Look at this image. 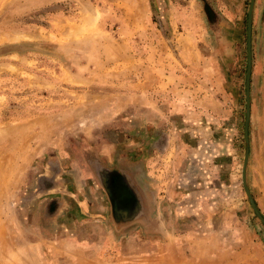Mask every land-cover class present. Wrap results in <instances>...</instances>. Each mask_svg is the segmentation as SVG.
Here are the masks:
<instances>
[{
	"label": "rangeland",
	"instance_id": "374dc122",
	"mask_svg": "<svg viewBox=\"0 0 264 264\" xmlns=\"http://www.w3.org/2000/svg\"><path fill=\"white\" fill-rule=\"evenodd\" d=\"M247 6L0 0V264H185L191 245L216 264H264L240 182ZM250 56L245 181L264 218L249 166L264 127V0ZM213 75L222 105L201 133L181 103ZM104 171H118L107 189Z\"/></svg>",
	"mask_w": 264,
	"mask_h": 264
},
{
	"label": "crops",
	"instance_id": "0c3cea01",
	"mask_svg": "<svg viewBox=\"0 0 264 264\" xmlns=\"http://www.w3.org/2000/svg\"><path fill=\"white\" fill-rule=\"evenodd\" d=\"M211 75L212 74H208ZM206 82L209 83V88L211 90H204V89H199L200 91L198 92V88H194L192 91H186L183 100V103H181V109L183 111L186 112V114L188 115H192L194 114L195 116V122L198 121V124H196V130H198L199 132L203 133L205 126L208 124H205V121H207L209 118L213 119L212 121H214L216 123V121L218 120L217 117H215V115L219 114V108L221 107V102L219 101L220 95L219 93H217L218 96L215 95V91L216 89H219V86L221 85L220 80L218 78V75H213V78L210 77H206L205 78ZM204 86V84H203ZM215 87V88H214ZM204 90V91H203ZM203 91V93H202ZM213 123V122H212ZM213 126V125H212ZM188 128V127H186ZM261 127L258 126L256 127V133H257V139L254 140V142L252 141V137L250 138V147H249V163H250V177L253 178H261V181H257L256 182V190L257 191H261V193L264 192V189L262 190L260 185H263L264 188V127H262V129H260ZM202 138H204V136H202ZM118 172V171H116ZM115 171H112L109 173V171H104V175L102 176V174L100 175L99 173H97V176L99 178V182L101 183L102 187L104 188H109L108 184H109V180H110V174H114L116 175ZM258 178V179H259ZM58 185H54V188L52 189L53 192H58L60 189H57ZM250 186V185H249ZM250 191L252 192V189H250ZM108 193V192H107ZM109 194V193H108ZM109 197V195H108ZM77 208L79 209V211H81L82 213H84L87 210V202L86 200H83L81 198L77 199ZM127 206H130V210L131 212L136 208L135 204H134V200L133 198L130 199L128 202H126ZM110 207H113L110 204ZM114 210V209H113ZM129 210V211H130ZM115 213V212H114ZM209 235H207L206 237H208ZM203 235H186L184 236V240L186 242L189 241H195L197 243H199V245L201 243H203L204 240ZM196 243V244H197ZM188 245V244H187ZM198 246V244H197ZM202 246V245H200ZM200 246L198 248H200ZM192 248V245H191ZM188 248V252L184 253L181 256V263H189V264H216V260L213 256L207 254L208 252L204 251L203 249H198V248H192V249ZM259 263V261H257Z\"/></svg>",
	"mask_w": 264,
	"mask_h": 264
},
{
	"label": "water",
	"instance_id": "95a60500",
	"mask_svg": "<svg viewBox=\"0 0 264 264\" xmlns=\"http://www.w3.org/2000/svg\"><path fill=\"white\" fill-rule=\"evenodd\" d=\"M254 0H248V6L246 10V21H245V54H246V67H245V75H244V119L242 126V134H243V155L242 162L240 168V182L241 187L243 189L246 200L256 216L259 222L264 226V218L259 213L252 197L247 187L245 181V169L248 161V120H249V77H250V28H251V13L253 7Z\"/></svg>",
	"mask_w": 264,
	"mask_h": 264
}]
</instances>
